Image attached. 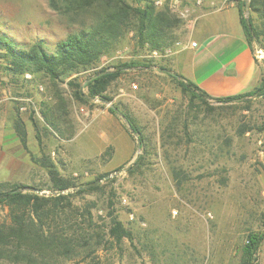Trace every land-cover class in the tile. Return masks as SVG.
<instances>
[{
  "label": "rangeland",
  "instance_id": "rangeland-1",
  "mask_svg": "<svg viewBox=\"0 0 264 264\" xmlns=\"http://www.w3.org/2000/svg\"><path fill=\"white\" fill-rule=\"evenodd\" d=\"M152 1L174 16L169 45L154 50L148 42L141 45L132 24L97 64L58 79L14 74L0 58V142L12 132L17 140L16 145L9 138V146L0 143V149L6 159L12 152L17 161L34 165L30 174L28 168L15 173L12 178L22 177L18 182H3L50 196L53 184L41 166L48 160L76 186L65 194L100 180L98 191L75 195L76 211L53 223L60 232L70 229L71 219L81 242L92 241L71 257L52 253L42 263L35 256L38 264H244L247 236H264V93L240 102L205 104L192 98L175 73L173 57L195 40L194 29L211 0ZM250 1L226 3L241 7L244 20L262 32L264 21L249 9ZM126 2L145 6L143 0ZM99 10L74 19L54 10L49 0H0V32L23 48L42 41L53 53L56 43L93 27ZM250 46L261 86L264 36ZM103 70H121L102 93L107 100L91 96L89 89ZM72 83L80 85L81 99L73 96ZM124 114L134 120L144 145ZM17 121L25 126L26 146L15 130ZM0 175L9 178L4 170ZM113 218L126 231L121 241L111 236ZM3 223H10V213L0 205ZM253 264H264V239Z\"/></svg>",
  "mask_w": 264,
  "mask_h": 264
},
{
  "label": "trees",
  "instance_id": "trees-1",
  "mask_svg": "<svg viewBox=\"0 0 264 264\" xmlns=\"http://www.w3.org/2000/svg\"><path fill=\"white\" fill-rule=\"evenodd\" d=\"M143 1L144 7H134L126 0H49L54 10L74 19L88 16L93 9L99 7L98 22L93 27L78 34L69 35L64 41L56 43L53 53L46 50L42 41L29 48H23L0 32V58L9 64V70L14 74L44 73L52 79H58L69 77L82 68L97 64L112 45L124 36L132 24L135 25L134 29L138 33L141 45L148 42L152 50L169 45L166 41L173 28L174 16L167 9L158 10L152 0ZM248 7L260 13L264 21V0H251ZM238 11L249 45L253 39L259 40L261 36L263 37L264 29L262 32L257 31L251 22L244 20L241 7ZM120 74L121 70L99 72L89 84L91 96H99L107 100L102 93ZM72 85L76 88L73 96L81 99L80 85L75 83ZM183 90L192 94V98H198L205 104H208V99L217 102H240L248 96L264 93V77L261 86L253 91L223 99L209 97L188 81L185 82ZM110 112L115 113L112 109ZM124 118L144 145L143 136L134 120L127 114H124ZM15 130L23 145L26 146L27 132L22 121L16 122ZM140 160L141 158L135 164H138ZM41 166L47 170L53 184L54 193L50 196L40 195L36 193L35 188L26 185L0 183V205L8 207L10 213V223L0 224V260L38 264V260L34 259L35 256L43 263L42 258L52 253L67 258L76 254L79 248L88 246L93 239V237L83 238L81 242L79 233L74 231L75 227L70 223L71 219H68L70 229L60 232L54 228L53 223L62 215L66 216L71 210L76 211L71 200L75 195L86 191H98L100 180L89 183L87 189L65 194L76 186L61 176L55 163L49 160L47 163L42 161ZM112 221L111 236L121 241L123 237H126V231L120 221L115 218ZM263 239L264 236L257 233L247 236V242L243 247L244 264H253Z\"/></svg>",
  "mask_w": 264,
  "mask_h": 264
},
{
  "label": "crops",
  "instance_id": "crops-1",
  "mask_svg": "<svg viewBox=\"0 0 264 264\" xmlns=\"http://www.w3.org/2000/svg\"><path fill=\"white\" fill-rule=\"evenodd\" d=\"M226 2L227 0H211L206 3L199 18V27L194 29L195 40L192 43L197 46L192 47V43H186L175 53L172 63L176 74L214 99L249 93L261 81L239 11L234 4ZM15 136L16 133L12 132V135L3 138L0 143L6 148L10 143L6 140H13ZM11 142L17 145V140ZM3 152L0 149V172L4 170L9 178L4 179L0 175V183L19 181L22 177H12L24 168L29 169V174L33 171L34 165L27 160L17 161L12 152H8L6 159V153Z\"/></svg>",
  "mask_w": 264,
  "mask_h": 264
},
{
  "label": "built area",
  "instance_id": "built-area-1",
  "mask_svg": "<svg viewBox=\"0 0 264 264\" xmlns=\"http://www.w3.org/2000/svg\"><path fill=\"white\" fill-rule=\"evenodd\" d=\"M157 5H162V1H159V2H157ZM191 46L192 47H196L197 46V44L196 43H192L191 44ZM258 54H257V58L258 59H261L263 56V53H262V51H260V52H257ZM259 55V56H258ZM27 78H30V76H26ZM22 110H24V109H22Z\"/></svg>",
  "mask_w": 264,
  "mask_h": 264
},
{
  "label": "water",
  "instance_id": "water-1",
  "mask_svg": "<svg viewBox=\"0 0 264 264\" xmlns=\"http://www.w3.org/2000/svg\"><path fill=\"white\" fill-rule=\"evenodd\" d=\"M127 125L129 126V128L131 129V125L127 122ZM132 132H134L133 129H131Z\"/></svg>",
  "mask_w": 264,
  "mask_h": 264
}]
</instances>
